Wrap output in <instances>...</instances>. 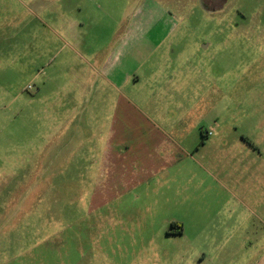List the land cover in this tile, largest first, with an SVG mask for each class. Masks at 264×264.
<instances>
[{"label":"rangeland","instance_id":"rangeland-1","mask_svg":"<svg viewBox=\"0 0 264 264\" xmlns=\"http://www.w3.org/2000/svg\"><path fill=\"white\" fill-rule=\"evenodd\" d=\"M138 22L171 27L173 64L191 62L199 75L197 138L225 122L227 137L257 145L250 159L207 161L201 237L192 238L200 223L191 237H165L186 204L157 206L136 191L101 201L103 178L89 172L101 143L77 142L79 127L97 140L101 126L89 123L108 118L90 104L75 116L90 97L76 95L86 62L72 44L80 36L105 53ZM0 264H264V0H0Z\"/></svg>","mask_w":264,"mask_h":264},{"label":"crops","instance_id":"crops-1","mask_svg":"<svg viewBox=\"0 0 264 264\" xmlns=\"http://www.w3.org/2000/svg\"><path fill=\"white\" fill-rule=\"evenodd\" d=\"M168 13L164 12L163 18H170ZM159 25L135 23L105 53L103 49L91 52L89 43L80 36L76 38L71 50L86 62V67L75 73L76 95L90 98H86V104L72 109L80 117L79 113L84 114L90 104L92 112L103 111L108 118L107 122L89 123L90 127L101 126L97 140L91 139L94 138L91 130L79 127L77 134L81 139L77 142L101 143L89 169L90 174L103 178L98 186L107 194L101 201L114 200L118 192L136 191V200L157 206L171 202L186 204L180 213L188 217L178 218L164 234L167 239L177 240L188 232L190 236V226L200 223L199 235L192 237L197 238L206 234L209 226L208 217L204 216V200L212 197L206 193L210 192L214 176L207 161L221 163L229 153L236 156L239 151L250 159L257 145L245 135L227 137L225 122L216 123L214 130L202 131V142L197 138V126L190 118L194 113V95L202 92L204 97L205 90L197 88L199 75L194 74L191 62L173 64L179 60L180 50L176 51L174 43L167 41L171 27ZM61 28L69 39L72 27ZM160 31H163L161 38L150 41ZM99 101L107 105L97 106ZM193 202L196 205L191 211ZM197 212L200 217L190 215ZM181 253L177 250V255Z\"/></svg>","mask_w":264,"mask_h":264},{"label":"built area","instance_id":"built-area-1","mask_svg":"<svg viewBox=\"0 0 264 264\" xmlns=\"http://www.w3.org/2000/svg\"><path fill=\"white\" fill-rule=\"evenodd\" d=\"M29 89H32V86H30Z\"/></svg>","mask_w":264,"mask_h":264}]
</instances>
